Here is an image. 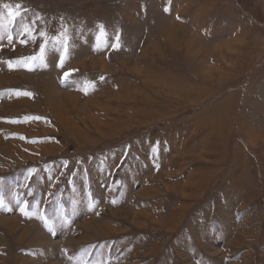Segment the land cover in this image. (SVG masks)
Returning <instances> with one entry per match:
<instances>
[{"label": "rangeland", "instance_id": "obj_1", "mask_svg": "<svg viewBox=\"0 0 264 264\" xmlns=\"http://www.w3.org/2000/svg\"><path fill=\"white\" fill-rule=\"evenodd\" d=\"M0 264H264V0H0Z\"/></svg>", "mask_w": 264, "mask_h": 264}, {"label": "snow or ice", "instance_id": "obj_2", "mask_svg": "<svg viewBox=\"0 0 264 264\" xmlns=\"http://www.w3.org/2000/svg\"><path fill=\"white\" fill-rule=\"evenodd\" d=\"M166 11H167V9H165ZM11 9H9V13L11 14ZM101 28H102V26H101ZM114 46H117L118 47V44L117 45H114ZM61 59H63V58H61ZM65 76H68V73H65ZM101 79H103V77H101ZM25 94H27V93H25ZM22 211H24L23 209H22ZM25 214H27V213H25Z\"/></svg>", "mask_w": 264, "mask_h": 264}]
</instances>
